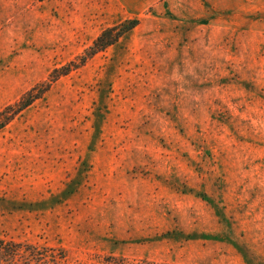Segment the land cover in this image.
<instances>
[{"label": "rangeland", "instance_id": "rangeland-1", "mask_svg": "<svg viewBox=\"0 0 264 264\" xmlns=\"http://www.w3.org/2000/svg\"><path fill=\"white\" fill-rule=\"evenodd\" d=\"M9 106L0 264H264V0H0Z\"/></svg>", "mask_w": 264, "mask_h": 264}, {"label": "trees", "instance_id": "trees-1", "mask_svg": "<svg viewBox=\"0 0 264 264\" xmlns=\"http://www.w3.org/2000/svg\"><path fill=\"white\" fill-rule=\"evenodd\" d=\"M138 21L134 20L128 24H122L120 27L108 29L104 31L98 39L95 41V44L93 47H91L89 53H87V56L83 57V60L81 64H84L88 57L91 55L107 48L108 46L114 44L124 33L128 32L129 30L133 29L135 26H137ZM89 54V55H88ZM38 98L37 96L34 97L33 99ZM32 99V100H33ZM32 100H29L22 105L19 106L18 111H22L24 108L28 107L31 103ZM11 109V106L7 107L1 114L0 116L5 115L7 113V110ZM13 117H8L6 121L3 123H0V128H3L9 121L12 120ZM17 245H15L12 242H6L5 240L0 239V260H4L7 257H11L14 259L17 257L19 254V250L16 248Z\"/></svg>", "mask_w": 264, "mask_h": 264}]
</instances>
